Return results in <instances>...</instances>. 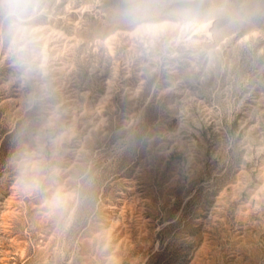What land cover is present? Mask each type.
<instances>
[{"label": "rangeland", "instance_id": "obj_1", "mask_svg": "<svg viewBox=\"0 0 264 264\" xmlns=\"http://www.w3.org/2000/svg\"><path fill=\"white\" fill-rule=\"evenodd\" d=\"M131 2L44 0L42 72L0 34V264H264V0Z\"/></svg>", "mask_w": 264, "mask_h": 264}, {"label": "clouds", "instance_id": "obj_2", "mask_svg": "<svg viewBox=\"0 0 264 264\" xmlns=\"http://www.w3.org/2000/svg\"><path fill=\"white\" fill-rule=\"evenodd\" d=\"M0 8V34L6 35L20 66L25 72L43 71L45 52L43 48V19L46 14L44 0H7ZM153 6L145 0H132L125 9L126 19L139 27L145 37L155 40L171 25L161 26L151 22ZM195 9H184L176 13L174 23L177 31L191 26L199 19ZM19 179L21 184L39 189L43 162L29 153H21L18 159ZM68 198L63 187L57 185L49 204L51 207L62 206Z\"/></svg>", "mask_w": 264, "mask_h": 264}]
</instances>
